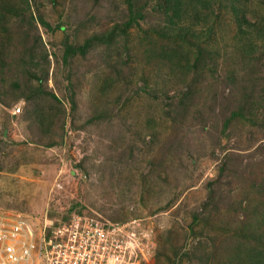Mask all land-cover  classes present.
<instances>
[{
    "label": "rangeland",
    "instance_id": "obj_1",
    "mask_svg": "<svg viewBox=\"0 0 264 264\" xmlns=\"http://www.w3.org/2000/svg\"><path fill=\"white\" fill-rule=\"evenodd\" d=\"M158 3L0 0V217L140 227L127 264H241L264 244V0L243 35L217 3L186 38Z\"/></svg>",
    "mask_w": 264,
    "mask_h": 264
},
{
    "label": "built area",
    "instance_id": "obj_2",
    "mask_svg": "<svg viewBox=\"0 0 264 264\" xmlns=\"http://www.w3.org/2000/svg\"><path fill=\"white\" fill-rule=\"evenodd\" d=\"M61 209V217L46 214L38 224L20 214L1 216L0 264H127L140 254V227Z\"/></svg>",
    "mask_w": 264,
    "mask_h": 264
},
{
    "label": "trees",
    "instance_id": "obj_3",
    "mask_svg": "<svg viewBox=\"0 0 264 264\" xmlns=\"http://www.w3.org/2000/svg\"><path fill=\"white\" fill-rule=\"evenodd\" d=\"M158 1L157 8H160L161 14L167 19L166 23L167 25H172L173 30L177 31V35H180V37L186 38L190 31L195 34V31H197L194 28H189L188 29H182L181 27H174L175 25L178 24L183 18H186L188 15V19H191L195 22V24H203L206 25L208 20H210V16L212 19L215 17L212 16V13L214 12V6L218 3H224V5L228 6L230 9L231 13L233 14L237 26H238V31L240 34L243 35L245 32L249 22L247 21L246 18V12L243 9V4L247 2L248 0H154ZM224 1V2H223ZM12 10V8H11ZM10 11V9H8ZM208 12H211L210 15L207 14ZM141 11L140 10H134V9H129V15H128V20L127 22L123 25V28L121 30V33L125 31L127 28H130L133 23L138 22V19L141 18ZM212 25L208 24L207 28L210 30V27ZM264 27V25H263ZM202 31V30H199ZM244 31V32H243ZM209 33L207 34V36ZM196 37V35H193ZM199 36V35H198ZM115 38V29H113L111 32H109V35L107 37L108 42L111 40H114ZM98 39V38H94ZM92 39V40H94ZM92 40L86 41V43L83 45V48H87L88 44ZM99 40H103V38H99ZM82 48V49H83ZM248 51L253 50L252 44L247 45ZM197 50H201V47H197ZM70 53H72L70 51ZM74 53V52H73ZM188 52V59L187 56H185L186 60L184 61V65L181 66L179 65L181 69L191 71V67L195 66L198 63V58L201 57V51L198 52L197 54H192L189 56ZM239 111L233 112L231 114V117L229 118L230 120L235 118V117H240L242 114ZM229 122V120L227 121ZM249 236L245 234V239H247ZM256 239V238H255ZM258 241L260 240L257 239ZM260 242V241H259ZM241 247L239 246L237 251L233 252L231 255L232 257L235 255L236 262L240 261L241 264H264V244L260 245V248H244L243 251L240 249ZM241 252V256L238 255V253ZM158 254V247L156 251L155 258H157Z\"/></svg>",
    "mask_w": 264,
    "mask_h": 264
}]
</instances>
